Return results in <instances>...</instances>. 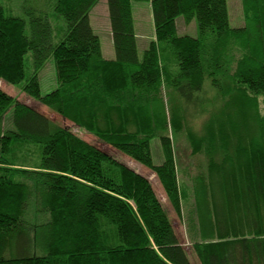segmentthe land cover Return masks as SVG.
Segmentation results:
<instances>
[{
  "label": "trees",
  "instance_id": "16d2710c",
  "mask_svg": "<svg viewBox=\"0 0 264 264\" xmlns=\"http://www.w3.org/2000/svg\"><path fill=\"white\" fill-rule=\"evenodd\" d=\"M134 1L107 0L108 57L99 0H0V78L149 168L179 216L183 133L207 160L192 177L199 264H264V112L245 104L264 99V0H243L238 27L228 0H150L155 37L142 49ZM207 85L244 113L193 126ZM55 119L0 88V264H194L149 177Z\"/></svg>",
  "mask_w": 264,
  "mask_h": 264
},
{
  "label": "rangeland",
  "instance_id": "374dc122",
  "mask_svg": "<svg viewBox=\"0 0 264 264\" xmlns=\"http://www.w3.org/2000/svg\"><path fill=\"white\" fill-rule=\"evenodd\" d=\"M133 6H134V14L136 20V31L139 36L138 37L139 45L141 46L142 49V47L145 44L147 46L148 43L155 37L151 3L150 0L134 1ZM228 6L230 9L229 12H230L231 26L233 27L245 26L246 20L243 14V0H228ZM91 17H92V24L94 26V29L100 35L104 55L114 57L115 49L112 41V34H111L112 32L110 27L111 25H110L107 0H99L97 5L94 6L91 11ZM52 20L54 21L56 26L60 25L61 23L60 19L57 18L56 14L52 15ZM177 25H178V30L180 32L184 31L187 32L186 34H190L194 36L197 35V27L195 21L186 23L182 17H179L177 20ZM45 68L46 69L44 71V81L45 82L49 81V84H52L50 81L51 80L50 75L52 73V70L54 69L52 60H49L47 62ZM49 87L50 86H45L43 84L44 90H48ZM0 88L7 91L9 94L16 96L22 102L40 108L48 115L56 118L55 120H58L61 124L63 123L68 124L73 130H75L77 133L83 136L84 139H87L103 147L104 149L108 150L116 157L120 158L130 166L134 167L140 173H143L144 175L148 176L158 194V197L160 198L165 208L167 209L169 216L174 224L175 230L177 234L181 237L184 247L189 252V255L191 256L194 264H199V260L197 259V256L195 254L196 252L193 249L191 243L193 241L191 240L190 237L193 236L197 227V214L195 211H193V207L195 206V203L192 199V193H194L192 177L198 172H202L206 170L207 160L205 159L204 155L192 154L190 143L187 137L183 135V133H181V135H179L178 137L174 135L173 138L175 154L178 162V175L181 181L185 182V188H186V192L183 200L188 202L187 206H185V204L183 205L182 215L179 216L175 211V209L173 208L171 202L168 200L167 194L161 182L159 181L158 177L149 168L142 165L141 163L135 162L128 155H125L121 151L116 150L114 147L103 143L102 140L99 139V137L95 135L93 132L87 131L83 128L73 125L69 121L64 120L58 114L50 111L45 105H42L41 103H38L37 101L28 97V95L21 90L20 86L6 82L0 78ZM200 96L203 98L202 100L203 102L206 103V100H208V102L205 104V106L199 104L197 108L198 112L201 111V107H203L204 111L199 112L197 117H193L188 120V122L193 124V126L195 127H197L196 125H198V122L201 123L203 120H206L209 117L218 113L220 117L223 116L221 117V119L225 122L227 121V119L225 118L224 114L230 115L233 112H235L238 114V117H240V115L244 113L242 105L237 106V108L234 109L235 111L232 109V112L230 113L227 110V104L224 103V99L222 98L221 100H219L217 98L218 96H216V90L210 86L207 87L206 94L203 96L202 93ZM237 101L238 104L239 101L242 104L244 103L240 98H238ZM245 104L247 105V107H251V110L255 111L259 109L262 112H264L263 110L264 99L262 97L258 98L257 100L251 99L250 102H246ZM235 113L233 114L237 116ZM238 117H234V118L238 120L239 119ZM241 125H243L244 127L248 126L246 124H237V126H241ZM250 125L255 126V123H252ZM151 142H152L154 159L156 162L159 163L162 160L159 140L158 138H154Z\"/></svg>",
  "mask_w": 264,
  "mask_h": 264
},
{
  "label": "crops",
  "instance_id": "0c3cea01",
  "mask_svg": "<svg viewBox=\"0 0 264 264\" xmlns=\"http://www.w3.org/2000/svg\"><path fill=\"white\" fill-rule=\"evenodd\" d=\"M138 37H139V36H138V34H137V38H138ZM138 40H139V39H138ZM138 42H139V41H138ZM145 45H146V44H145ZM145 45H144V46H145ZM108 57H109V56H108Z\"/></svg>",
  "mask_w": 264,
  "mask_h": 264
}]
</instances>
